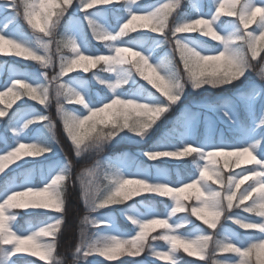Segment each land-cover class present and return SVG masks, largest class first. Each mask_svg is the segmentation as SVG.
Returning <instances> with one entry per match:
<instances>
[{"label":"snow or ice","instance_id":"1","mask_svg":"<svg viewBox=\"0 0 264 264\" xmlns=\"http://www.w3.org/2000/svg\"><path fill=\"white\" fill-rule=\"evenodd\" d=\"M183 3L0 0V56L34 67L0 64L9 72L0 83V264H67L58 242L77 182L85 214L73 264H185L182 254L264 264V64L259 82L245 83L264 61V0ZM237 84L168 121L190 91ZM53 103L76 163L48 114ZM162 126L137 154L150 163L101 155L151 140ZM86 157L94 159L77 174ZM161 165L187 174L173 178ZM116 207L130 231L119 227Z\"/></svg>","mask_w":264,"mask_h":264},{"label":"rangeland","instance_id":"2","mask_svg":"<svg viewBox=\"0 0 264 264\" xmlns=\"http://www.w3.org/2000/svg\"><path fill=\"white\" fill-rule=\"evenodd\" d=\"M148 2H154V0H148ZM201 4V0H187L186 3V7L188 8L190 5H198ZM27 31L30 33L32 30L30 27H27ZM89 39L91 40V36L89 35ZM93 46H96V42L92 41ZM161 55H163L164 53L161 52ZM262 56H264V53H262ZM5 59L7 60V62L12 65L14 64L16 67L22 68L24 70H34V67L32 65H30L28 62H20L18 60H15L12 57H2L0 56V64L4 63ZM255 64V71L253 73H250L248 75V80L246 81L248 82H259L260 78L258 76V71L259 68L261 67L262 64H264V61H261L259 63L254 62ZM58 70V68H57ZM54 72H50L49 75H54ZM9 72L8 71H3L2 73H0V83H2L4 80H6L8 78ZM85 78H90L91 74H84ZM93 89L94 91H97L99 89H97L96 85L93 84ZM214 98H207V96H204L203 93L202 94H196V93H192L191 91L188 93L187 98L184 100L183 105H180V107H177L175 109H173V111L169 114L168 116V121L173 120L171 117L175 116V114H179L180 109L184 106V105H188V104H192L195 102H200V101H205V100H211ZM19 103V101L17 102ZM32 103V102H30ZM16 105H13V107L15 108ZM48 114H50L53 119H58L56 117V109H55V104L53 103L52 107L48 110ZM177 116V115H176ZM175 116V117H176ZM214 119H217L215 116L213 117ZM218 123V127L219 128H225L226 126L223 123H220L219 120H217ZM165 126H167V121L165 122ZM3 125L0 124V129H2ZM163 129V126L161 129L157 130L158 133H160V131ZM204 131L203 127L201 126V128L199 129V132L202 134ZM160 135V134H159ZM158 135V136H159ZM154 137V135H153ZM151 140L145 141V142H140V143H132V142H122L120 144H116L114 146H109L108 148L105 149V151L101 154L102 156L108 157V156H112V155H116V154H120V153H129L133 156H137V158L141 161H144L145 163H150L149 161H146L144 159L143 156H138L137 154L140 153L143 149H146L147 147H149L151 145V143L157 138H153ZM93 158V157H91ZM94 159V158H93ZM162 167H169L172 171L173 174V178H175V173L176 171H180L183 174V167H181L180 169H176L173 166L170 165H161ZM80 172V171H79ZM78 172V173H79ZM76 191H78L80 193V189H79V183L77 182V184L75 186H72ZM81 195V194H80ZM155 203H157V201H153ZM108 210H102L100 213V215H104L107 214ZM113 215L115 216V218L117 219L118 225L122 230L125 231H130L131 230V225L130 222H128L124 216L120 215V207H116L112 210ZM182 215V214H181ZM27 221L26 220H21L20 223L23 224ZM197 223H200L199 221H197ZM226 227H228L230 230L234 229L237 232H240L242 234V230L238 229L237 226H235L234 224H228L226 225ZM91 231H95V229H90ZM80 239V236H79ZM157 244V246L159 247H163L164 244L161 241H156L155 242ZM18 255H25V256H29V254L24 253V254H18ZM31 259L34 260H38V258L35 257H30ZM181 258L185 261V264H188V262H191L193 260L197 261V264H205V262L199 261L197 260V258H193V257H189V260H187V256L186 254H182ZM141 258L137 257V258H129V257H123L122 260H124L125 264H135L136 261H139ZM89 261L91 262V264H99L98 262H102L103 258H99V257H91L89 258ZM105 262V261H103ZM101 264V263H100ZM117 264H119V262L117 261ZM151 264H156L155 261H152ZM159 264H163V262H159ZM207 264H210V261L207 262Z\"/></svg>","mask_w":264,"mask_h":264},{"label":"trees","instance_id":"3","mask_svg":"<svg viewBox=\"0 0 264 264\" xmlns=\"http://www.w3.org/2000/svg\"><path fill=\"white\" fill-rule=\"evenodd\" d=\"M239 87H243V85L237 84L235 87L226 88L223 92L212 91V92L203 93V95L207 96V98H215L220 95H230L236 91V88ZM241 111H243V109ZM175 116L171 118L174 119ZM56 122H57V133L59 139L62 145L64 146V149L67 152L69 158H71L73 162L76 163V158L73 156V153L69 149L68 141L64 137L62 126L60 124L59 119H57ZM160 133L156 131V133H154L153 138L155 139L156 137H158ZM93 158L86 157L83 161H81V163L76 167V173L78 174V172L81 170L82 165L85 164L89 165L92 162ZM66 208H67L66 227L62 229V235L58 242V252L61 254L62 257H64L67 260V264H73V253L75 247L79 243L80 220L85 214V209L81 201V195L73 187L69 188ZM158 208L163 209V205L160 203V201H158ZM26 219L27 218H25L24 220ZM187 260H189V257L187 258Z\"/></svg>","mask_w":264,"mask_h":264}]
</instances>
